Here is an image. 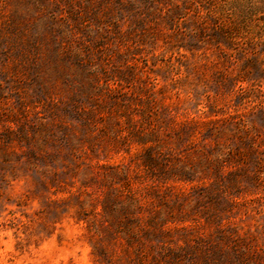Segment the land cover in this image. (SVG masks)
<instances>
[{"label": "rangeland", "instance_id": "374dc122", "mask_svg": "<svg viewBox=\"0 0 264 264\" xmlns=\"http://www.w3.org/2000/svg\"><path fill=\"white\" fill-rule=\"evenodd\" d=\"M0 264H264V0H0Z\"/></svg>", "mask_w": 264, "mask_h": 264}]
</instances>
